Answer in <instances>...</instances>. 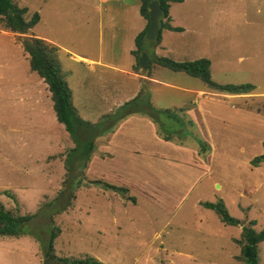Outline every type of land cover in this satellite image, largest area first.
Returning a JSON list of instances; mask_svg holds the SVG:
<instances>
[{"label":"rangeland","instance_id":"rangeland-1","mask_svg":"<svg viewBox=\"0 0 264 264\" xmlns=\"http://www.w3.org/2000/svg\"><path fill=\"white\" fill-rule=\"evenodd\" d=\"M13 1L28 8L26 17L37 11L40 20L27 33L0 26V204L13 215L34 217L24 234L0 236V264H63L60 258L85 256L104 264H243L242 226L264 229V165H251L255 156L264 154V0L171 2L167 19L172 28L162 29L159 43L145 39L149 66L138 68L168 84H155L149 90L146 83L134 100L107 114L103 110L108 104L98 96L101 90H82L86 105L80 108L88 116L85 120L95 122L94 131L114 128L135 112L133 117L139 118L149 116L145 110H170V116L162 114L154 122L163 126L164 134L172 130L171 140L157 148L163 156L101 161L90 157L87 166H81L74 154L66 160L74 146L66 141L69 134L47 118L49 112L44 116L46 104H35L28 96L38 90L34 88L39 75L30 70L20 40L43 34L95 55L101 35L92 25L99 17V0ZM117 31L109 28L114 35ZM103 33L105 43V21ZM155 56L175 61L207 58L213 81L253 88L228 96L205 84L204 134L198 127L203 121L191 123L188 105L178 108L183 103L192 106L193 94L175 91L185 90L178 86L204 83L157 64ZM58 59L65 72L75 64L62 49ZM131 83L114 76L111 86L117 100L132 91L127 90ZM146 105L140 111L130 110ZM97 108L102 112H95ZM103 134H94V140ZM196 137L208 146L206 150ZM86 143L82 142L83 150ZM191 150L203 162H194ZM105 183L125 187L127 192ZM219 199L241 221L239 225L224 224L213 209L201 204ZM54 225L60 233L50 251L46 242ZM257 247L258 264H264V241Z\"/></svg>","mask_w":264,"mask_h":264},{"label":"crops","instance_id":"crops-1","mask_svg":"<svg viewBox=\"0 0 264 264\" xmlns=\"http://www.w3.org/2000/svg\"><path fill=\"white\" fill-rule=\"evenodd\" d=\"M96 7V9L99 11V17L97 20H95V22H93L94 24L92 26L93 31L98 30L101 36H99L100 45H98L100 51H96L95 55H89L80 50L71 49L69 46H64L57 41H53L47 35L42 34L39 37L45 40L47 43L58 48V57L59 51L62 49L67 57H69V59L75 63L73 66L67 68L66 72L62 71L61 69V73L71 90L73 106L76 108L80 117L84 120L88 119V116L83 110L80 109L84 108L86 105L83 104L84 101L81 99L83 96L86 97V95H83V93H86V91L83 92L82 90H101V92L98 93V96L105 104H108V106L103 110L104 114H107L108 112H113L117 107L122 106L124 101L126 102V100H134L135 97L139 96V94L142 92L143 85L146 86V83H148L150 86L149 90H151L153 88L152 85L155 84H162L163 82L168 84V82L163 81L156 75L143 74L135 69L136 60L132 53V50L135 48L134 39L135 36L140 31H142L147 24V20L140 13V0H99V3L96 4ZM103 21L106 23L107 32V40L105 43H103L106 38V35L103 33ZM113 27L118 30L117 33H115L116 35L109 32V28ZM38 36L39 35L37 34L32 35V37ZM102 44L103 46L101 48L100 46ZM116 49H118L119 52H116ZM121 52H123V55ZM26 55L29 57L27 53ZM79 73H84L85 76L82 74L81 77L76 78ZM114 76H119L121 78V82L123 83L128 80L133 82V84L131 83L127 85L129 86L127 90L132 91H129L128 95L125 96V98H120V100L115 98L116 89L111 86V81L113 80ZM178 87L185 90H175L177 93H188L190 95L193 94L194 96V99H192L194 104L191 103L192 106H190L188 103H183L184 101H182L180 103H183V105L178 106V108H183L184 105H188L186 111L190 115V119L194 121V123L200 125L201 123H199V120L205 121V83L203 84V87ZM34 89L38 90H30L32 92H28V96L31 97L35 104H46L47 108L45 110L43 109L44 112L42 113L45 117H47L45 112H49L50 116L47 118L57 121L55 111L53 109L51 93L47 84L40 76L38 79V87ZM224 94L228 96L239 95L225 92ZM88 101L91 102V95L88 96ZM30 102L32 101L30 100ZM89 109L93 110V108ZM89 109L88 111L92 112ZM100 111L102 112L100 108L95 110V112L98 113ZM136 113L137 112L128 115V118L119 125H115L114 128H110L99 138L97 137L98 140H95L97 146L92 153L91 160H117L119 158H121L120 160L135 159V157H145L146 154L149 156H163L159 155L157 148L163 142L166 143V140L161 139L160 134L157 132V126L151 120V118H149V116L146 117L141 114L138 116L139 118H134L133 116H136ZM138 120L139 122H137ZM87 121L93 124L95 123L91 120ZM204 121L201 124L202 127L198 125L197 126L203 128V131L201 132L205 134ZM60 131L63 133L62 130ZM103 136L104 138H102L101 141V137ZM66 141L74 145L69 135H66ZM57 145L59 147L60 142H57ZM177 148L181 149L182 145H177ZM191 153L192 160L194 162H203L202 159L199 158L196 150H191ZM107 164L108 162L104 163V165ZM108 168L110 169L111 166H108Z\"/></svg>","mask_w":264,"mask_h":264},{"label":"trees","instance_id":"trees-1","mask_svg":"<svg viewBox=\"0 0 264 264\" xmlns=\"http://www.w3.org/2000/svg\"><path fill=\"white\" fill-rule=\"evenodd\" d=\"M151 0H140V13L147 20L145 28L140 31L134 39L135 48L132 53L136 60L135 69L138 70L139 63L138 58L141 52L144 50L143 43L146 38V31L149 26V8L148 4ZM159 8L161 10V16L159 17V32L152 40V43H159L161 41L162 29L172 28L168 23L169 6L171 2H177L180 0H157ZM28 8L26 6H19L13 0H0V26L10 30L11 32L27 33L31 30L37 22L40 20V15L37 11L33 12L30 17H26ZM23 50L28 54L30 69L37 72V74L47 84L51 93V99L53 101V109L55 111L56 119L61 123L69 134V137L74 143V146L68 150L66 160L69 161V155L74 154V158L81 160V166H87L92 152L96 148L94 140V134L105 133L109 129L92 130L95 124L84 120L78 114L76 108L73 106L71 99V90L65 81L57 56L58 48L52 44L47 43L45 40L39 37H29L20 40ZM148 51V50H147ZM157 64L167 67L174 71H183L190 76L199 78L208 87L217 90L219 92H225L229 94H242L249 93V89L253 88L252 84H220L212 80L210 74V61L207 58H199L191 61H175L167 57L153 58ZM130 102V101H129ZM126 105V104H125ZM123 107V105L121 106ZM131 108L133 111H140L146 108ZM120 108V107H119ZM149 112V118L153 122H157L160 119V115H171L170 110L154 109L145 110L144 113ZM191 123L192 120H191ZM102 128V127H101ZM157 132L162 133V138L166 141L171 140L172 130L169 129V133L162 132L163 126L157 123ZM86 133V134H84ZM197 143H201V140L195 138ZM85 144V150L81 147L82 142ZM202 150H206L202 144H199ZM206 148V149H204ZM80 152L82 156L80 155ZM202 152V151H201ZM252 166L264 165V154L255 156L251 160ZM67 165L66 167H68ZM70 168V167H69ZM86 168V167H85ZM78 182V180H77ZM76 182V183H77ZM100 184V181H96ZM95 182V183H96ZM103 184V183H102ZM106 187L115 189L117 191L127 192V188L115 186L113 184L105 183ZM204 207L211 208L218 215L221 222L226 225H239L241 221L232 216L226 208L223 200L219 199L216 202H201ZM60 211V210H59ZM34 214H17L13 215L9 210H6L2 204H0V236H20L26 232L25 225L28 223ZM251 224L255 221L251 220ZM28 232V231H27ZM60 233L58 226L51 227L49 238L46 242L48 250L53 249V240ZM242 242H240V258L243 260V264H258V244L264 241V229L256 231L252 226H242ZM238 242L240 240H237ZM63 264H104L102 261L91 257L85 256L82 258H60Z\"/></svg>","mask_w":264,"mask_h":264},{"label":"water","instance_id":"water-1","mask_svg":"<svg viewBox=\"0 0 264 264\" xmlns=\"http://www.w3.org/2000/svg\"><path fill=\"white\" fill-rule=\"evenodd\" d=\"M149 8V26L146 31V38L153 40L158 34L159 28V17L161 16V10L158 5L157 0H151L148 4ZM139 66L142 70H146L149 66V57L147 52H141V55L138 58ZM50 259L53 258L52 254L47 253Z\"/></svg>","mask_w":264,"mask_h":264},{"label":"flooded vegetation","instance_id":"flooded-vegetation-1","mask_svg":"<svg viewBox=\"0 0 264 264\" xmlns=\"http://www.w3.org/2000/svg\"><path fill=\"white\" fill-rule=\"evenodd\" d=\"M54 264H56L57 262H55V261H52Z\"/></svg>","mask_w":264,"mask_h":264}]
</instances>
